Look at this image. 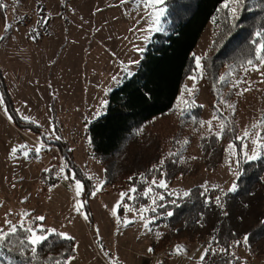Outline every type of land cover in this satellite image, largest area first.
<instances>
[{"label": "rangeland", "instance_id": "1", "mask_svg": "<svg viewBox=\"0 0 264 264\" xmlns=\"http://www.w3.org/2000/svg\"><path fill=\"white\" fill-rule=\"evenodd\" d=\"M0 4L4 5L3 9L0 8V35L4 36L0 42V67L19 113L40 123L52 135L55 133L53 104L66 148L72 150L74 159L86 176L92 177L94 185L103 180V175L91 151L87 125L97 118L95 112L100 110L101 100L108 99L109 93L104 89L115 87L111 77L121 71L120 62L141 57L140 53L133 51V46L145 48L154 32L148 31L151 21L146 15L147 10L133 0H126L123 5L120 0H1ZM5 23L11 25L8 30H5ZM217 26V21L213 24L211 18L193 54L204 57ZM136 68L133 66V71ZM228 71L224 69L221 75ZM188 77L183 86H191ZM236 79L246 83L232 88L231 83ZM196 83L198 91L194 99L203 105L200 120H212L215 109H221L216 113L218 119L212 121L213 131L218 130L217 125L224 119L225 122H235L240 135L264 116V83L258 73H246L242 69L239 75L228 77L227 84L233 90L229 101L235 104L234 112L218 101L214 102L203 78ZM244 88L250 90L243 92ZM237 91L243 94L236 95ZM177 110L154 118L142 127V131H157L165 140L170 139L176 126L180 127L183 121L193 118L191 113L181 116ZM105 111L106 107L102 114ZM208 135L207 125L201 127L192 119L188 121L181 139V142L185 138L188 140L181 155L186 165L185 173L171 183L166 182V189L153 186L154 191L146 196L148 203L143 207L150 210L155 207L152 200L157 201L163 193L182 196L194 185H219L227 190L234 179L229 164L235 169L236 157L225 151L216 169L206 168L209 151L204 150L202 137ZM246 143L251 151L250 140ZM40 145L39 136L17 128L8 119L3 104L0 105V227H5V219L15 223L25 211L30 213L29 219L44 216V221L35 223L67 232L75 238L77 251L69 264H111L112 261L119 264H197L206 240L182 244L187 250L183 255L170 254L173 244L164 251L149 253L147 249L151 242L157 241L155 233H162L164 224L150 223L152 231L148 232L139 219L127 227L116 223L111 209L120 199V193L131 187L129 185L122 190L102 187L95 197L90 196L88 206L92 219L85 221L72 209L73 181L63 179V176L72 175V171L67 167L57 175L64 164L68 165L67 161L54 146L43 144L37 152ZM14 146L16 154L10 156ZM52 165L56 166L55 182L44 183L40 173ZM130 201L125 198L122 203L133 211L118 208L121 218L132 219L135 210L142 207L135 208ZM9 210L11 212L6 217ZM145 216L151 219L148 212ZM93 226L99 229V238ZM255 246L264 250V243ZM105 250L108 255L104 254ZM236 254L244 264H264V253L251 256L247 249L240 248ZM4 257H0V264H13Z\"/></svg>", "mask_w": 264, "mask_h": 264}, {"label": "trees", "instance_id": "2", "mask_svg": "<svg viewBox=\"0 0 264 264\" xmlns=\"http://www.w3.org/2000/svg\"><path fill=\"white\" fill-rule=\"evenodd\" d=\"M221 2L222 0H167V13L161 18L164 31L152 33L145 52L139 58L140 64L134 71V75L124 79L118 87L112 88L108 95L109 103L105 113L87 125L91 151L102 168L103 180H105L103 187L122 190L127 185L134 186L136 192L133 193L134 199L130 203L135 208L148 203L146 196L141 193L149 185L153 176L157 180L162 178L171 183L186 171L185 162L179 158L186 148V144L181 142L182 131L188 121L193 118L183 121L180 127L176 126L170 139L165 140L157 131L135 133L142 130V127L154 118L163 117L176 110L177 97L180 95L184 81L195 68L192 51L207 23L214 15L218 16L217 29L211 36L210 46L204 55L206 58L202 61L205 66L203 79L214 102L219 99L218 93L227 100L231 99L232 88L227 83H217V80L221 72L224 69L229 70L230 66L233 74H240L244 58L251 54L247 40L256 27L264 24V11L254 7L259 0H250V6H253L254 10L244 11L238 22L241 26L227 36L229 26L225 23V17L216 13ZM225 36L227 39L224 38ZM214 84H216V91L213 89ZM0 97L14 125L20 130H29L38 135L40 143L54 146L65 158L72 173L91 191L92 180L88 179L89 177L74 159L72 150H68L62 140V128L53 104H51L53 131L56 136L61 137L59 140L51 138L52 135L48 134L40 123L23 119L15 105L16 102L1 67ZM201 110L202 107H195L189 113L196 118V121H199ZM196 121L194 124L198 123ZM230 128L231 130H226L218 140L211 135L202 139L204 150L209 151L206 168L216 169L223 160L229 142L234 143L239 152L241 142L234 139L239 132L238 125L232 122ZM170 151L177 152L178 156L168 158L167 154ZM161 158H166L163 166L165 174L150 172L149 169L158 164ZM241 166L244 172L237 181L239 185L237 191L229 193L224 198L227 216L222 215V210L214 203L215 197L220 194L219 190L210 185L192 186L188 190L189 197L163 193V200L156 201V211H148L150 218L155 217L151 220L152 225L164 224L165 226L161 238L151 242L153 252L164 251L170 244L199 243L206 240L207 245L213 236L219 241L218 245L213 246L227 248L233 240L242 239L244 234L248 233L251 250L244 245L232 247L230 251L239 258L233 260V264L244 262L236 254L240 248L247 249L251 256L263 254L264 250L256 249L255 245L259 242L264 243V224L260 223L264 219V158L247 163L241 161ZM48 170V172L44 169L41 171L40 179L44 183H53L56 179L54 174L56 166L52 165ZM141 173L143 176L140 175ZM129 176L133 179L129 180ZM201 192H204L203 196ZM89 197L83 196L87 201ZM206 198L209 200L208 204L204 202ZM173 200L176 204L170 203ZM160 204L164 206L159 207ZM89 208L87 202L85 210L92 219ZM120 210H123L122 207ZM166 211H172L173 215L171 217L165 215ZM201 213H203V220L198 225L196 220L200 218ZM74 246V240H56L50 252L57 259H64L75 255L76 251H72ZM0 253H3L5 257L10 256L13 264H22V262L27 264L16 252L9 253L7 249H0ZM38 255L42 258L48 256L49 248L39 249ZM229 259L231 257L226 254H218L212 258L214 264H227Z\"/></svg>", "mask_w": 264, "mask_h": 264}, {"label": "snow or ice", "instance_id": "3", "mask_svg": "<svg viewBox=\"0 0 264 264\" xmlns=\"http://www.w3.org/2000/svg\"><path fill=\"white\" fill-rule=\"evenodd\" d=\"M126 2V0H120V3L123 5ZM134 3H137L138 5L142 6L144 9L147 10L146 15L148 19L151 21V24L149 26L148 31L152 32H161L164 31V28L161 24V17H164L167 13V0H133ZM4 5L0 4V8H2ZM254 7L256 9H261L264 11V0H259V2L255 3ZM254 10L253 6H250V0H222L220 5L216 9L217 14H222L225 17V23L229 26L227 30V36H230L232 34V31L236 29L237 27H240L241 25L238 23L241 20L242 14L244 11L252 12ZM46 19V18H45ZM143 19V17H142ZM218 19L217 15H214L212 17L213 24L216 23ZM11 27L8 23H5V30H8ZM132 29H130L131 31ZM227 36L224 38L227 39ZM4 39L3 35H0V40ZM145 42H147L148 37H144ZM247 44L250 46V52L251 54L244 58L241 67L244 72H255L258 73L261 77V83H264V24H261L260 26L256 27L252 32L250 37L247 40ZM133 51L143 54L145 52V48L143 47H136L133 46ZM193 55V60L195 64V68L192 70V74L188 77L192 84L189 87L188 85L182 86L181 93L177 97L178 104L175 106L179 114L181 116L184 115V113L189 112L191 109L195 107H203V105H197L196 101L194 99L198 87L196 81L198 79L203 78V73L205 71V66L203 65L202 61L206 58L201 56ZM113 56H115V53H113ZM140 64V60L137 59H130L128 61H121L120 67L121 71L117 73L116 75H113L111 77V80L113 82V86H119L124 82V79L130 78L134 75L133 66H138ZM233 76V72L231 70V66L229 68V71L225 74H222L219 76L217 83H227L228 77ZM241 83H246V81H241L240 79H236L231 83L232 88H238ZM214 91H216V84L213 85ZM249 88H244L243 92L249 91ZM105 93H109L112 91V87H107L104 89ZM243 92L237 91L236 95H242ZM218 103L220 105H224L227 107V109L231 111H235V104L231 103L229 100L224 98L223 96H220L218 93ZM108 100L103 99L100 102V110L95 112V116L98 117L102 115V110L108 105ZM3 104L2 98H0V105ZM220 107H217L213 113L212 120H200L196 121V118L193 117V120L198 122L201 127H204L207 125L208 128V134L211 136H214L217 140L221 138L223 133L226 130H231L230 125L231 121L225 122L224 119H221L219 124L217 125L216 131H213V120H217L218 117L216 113L220 112ZM7 114V110H5ZM8 119L11 120L12 117L8 116ZM23 119L28 120V117H23ZM32 123H36V121H32ZM138 130L137 134H139ZM51 138L59 140L61 137L56 136L55 133L52 134ZM204 137H202L203 139ZM235 140L240 141L239 146V152L237 151V146L229 142L227 148L225 149L226 152L229 153V156L231 157H237V159L234 161L235 163V169L232 168L231 163L229 164L230 171H232L233 174V181L231 185L227 188V190H224L219 187V185H213L212 187L219 190V195L215 197L214 203L215 205L222 210V215L227 216L228 212L225 210V201L224 198L229 193H234L237 191L239 185L237 181L240 179V177L243 175L244 169L241 166V161L243 163H247L249 161H256L261 158H264V116H262L260 119L256 120L250 128H245L242 132V134L237 135L234 137ZM251 142V151L248 150V144L246 141ZM177 143H180V141H176ZM188 140L185 138V140L182 142V144H187ZM44 145H40L36 148V151L39 152L41 147ZM16 154V147L14 146L11 149L10 156H15ZM26 155V153H25ZM177 152H169L167 154L168 158L171 157H177ZM181 160L183 157H179ZM192 159H196V157H192ZM166 163V158H161L158 162V164H155L152 166L151 169H149L150 172H158L161 175H164L163 172V166ZM68 165L64 164L63 167L60 169V172L57 173L59 176L61 173H63L64 169L67 168ZM45 172H48V169H44ZM143 176V173L140 174ZM63 179L65 180H72L73 181V188H74V202L72 205V209L75 213H77L79 216H81L85 221L89 220V214L84 211L85 205L87 204V199H82V196H91L95 197L98 192L102 190L103 185L105 184V180H98L92 187V190L89 191L87 189V185L84 184L79 178H77L74 174L72 175H66L63 176ZM89 180L92 179V177L88 178ZM129 180H132L133 177L129 176ZM153 186H158L159 188H167L168 185L164 179L157 180L155 176H153L151 180V184L149 187L145 188L143 193H141L144 196H148L149 193L154 191ZM203 187V185L201 186ZM51 190V188L49 189ZM207 191V189H205ZM136 188L130 187L127 192L120 193V199L117 200L116 205H114L111 209V215L116 218L117 224H122L124 227L129 226L132 224L136 219H139L142 222L143 228L151 232L152 229L150 228V223L152 219H155V217H152L149 219L145 216V213L149 211L147 207H139L135 210V215L132 219H129L128 217L121 218L118 216V208H123L124 211H133L129 205L123 204L122 201L126 198L127 200L134 199V196L131 195V193H135ZM183 197H189L190 191H184L182 193ZM201 195H204V192H201ZM160 200H163L162 196L157 197ZM205 204L209 203V200L205 199ZM153 204H156V200H152ZM172 204H176V201H170ZM163 204H160L159 207H163ZM247 207V206H246ZM150 211L155 212L156 208L153 207L150 209ZM11 210H9V213H6V217L10 214ZM165 215L171 217L173 215L172 211H166ZM30 217V213L27 211L23 212L21 214V217L18 221L13 223L9 219H5L4 225L5 227H0V249H7L9 253L16 252L19 257L23 258V261H26L27 264H69L70 261H73L75 259L74 256H68L64 259H57L56 257L51 255L50 249L51 246L55 244L56 240L60 241H71L75 238L68 234L67 232L58 231L56 228L53 227H45L42 223H35V222H42L46 218L44 216H35ZM203 220V213L200 214V218L196 220V223L198 225L201 224V221ZM72 221L69 220V223ZM261 224H264V219L260 221ZM95 229L96 237H100L99 229L95 226H93ZM23 233V235H21ZM163 234L160 232L155 233L156 239H160ZM214 244L218 245L219 241L215 236L212 237V239L208 242V244L204 247L203 251L201 252L197 264H214L212 258L217 256L218 254H226L231 257L227 261V264H233V260H238L239 258L235 256L234 253L230 251V249L234 246H240L244 245L250 248V236L248 233H245L242 239L239 240H233L232 244H230L227 248L223 246H213ZM49 248V255L46 257H40L38 255V250L41 248ZM103 250V249H102ZM72 251H77V248L74 246L72 248ZM149 253L153 252L154 249L152 247H149L147 249ZM186 247L182 244H176L172 247L170 254L173 255H183L186 252ZM105 255H108L109 253L105 250ZM0 256H3V253H0ZM6 260H10L11 257L7 256L4 257ZM23 264V262H22ZM111 264H119L118 261H112ZM240 264H244L243 261H240Z\"/></svg>", "mask_w": 264, "mask_h": 264}]
</instances>
